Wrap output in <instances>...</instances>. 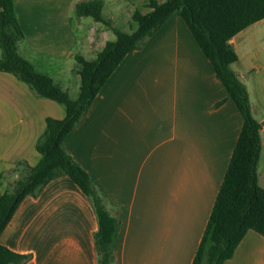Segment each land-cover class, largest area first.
Segmentation results:
<instances>
[{"label": "crops", "instance_id": "obj_1", "mask_svg": "<svg viewBox=\"0 0 264 264\" xmlns=\"http://www.w3.org/2000/svg\"><path fill=\"white\" fill-rule=\"evenodd\" d=\"M77 1L13 0L24 34L20 54L63 80L56 83L67 92L73 80L79 84L74 56L92 58L114 38L109 25L76 15ZM101 1L109 17L147 10V0ZM229 43L237 55L231 68L260 123L256 183L264 188V17ZM64 114L62 104L0 70V194L17 162H38L45 118ZM241 125L242 114L177 13L123 55L62 139L119 217L116 264L191 263ZM97 225L89 197L59 174L22 197L0 243L27 255L22 264H97ZM222 264H264V235L247 229Z\"/></svg>", "mask_w": 264, "mask_h": 264}, {"label": "trees", "instance_id": "obj_2", "mask_svg": "<svg viewBox=\"0 0 264 264\" xmlns=\"http://www.w3.org/2000/svg\"><path fill=\"white\" fill-rule=\"evenodd\" d=\"M146 6L145 12L132 11L135 25L124 31L111 26L102 16L101 0L75 2L76 15H88L109 25L114 38L106 40L92 58L74 56L79 84L78 93L72 98L50 75L36 69L20 54L18 47L24 34L13 0H0V70L14 74L37 95L62 104L65 111L62 118H45L44 129L35 142L38 162L29 165L19 161L11 169L15 176L0 194V233L22 197L35 195L50 178L67 174L94 208L98 224L93 233L97 264H116L113 249L119 217L110 211L105 196L85 169L62 146V139L81 119L123 55L138 48L168 16L177 13L242 114V125L190 264H222L249 228L264 235V188L256 183L260 123L250 112L244 83L231 68L237 55L229 43L237 31L264 17V0H147ZM26 258L27 255L0 243V264H22Z\"/></svg>", "mask_w": 264, "mask_h": 264}, {"label": "rangeland", "instance_id": "obj_3", "mask_svg": "<svg viewBox=\"0 0 264 264\" xmlns=\"http://www.w3.org/2000/svg\"><path fill=\"white\" fill-rule=\"evenodd\" d=\"M108 12H106V11H102V14L103 15H106L107 17H109V15L110 14H107ZM122 12H116V11H113L112 12V16H110L109 17V19H110V21H111V23H112V25L114 26V27H117V28H119V29H122V30H124V31H130L131 29H132V27H134V22L132 21V19L131 18H129V19H125L123 16H122V14H121ZM89 19H87V20H92L91 19V17H88ZM79 31H80V33H82L83 35H84V31H83V29H79ZM112 37H114L113 35H112ZM79 39L81 40L82 39V35L80 34L79 35ZM96 55V51H94V53H92V57H94ZM68 75V74H67ZM73 78H75V75L74 74H72L71 75ZM68 77L69 78H71L70 77V74L68 75ZM59 80L58 79H56V82H58ZM62 81L63 80H61V81H59L60 83H62ZM58 82V83H59ZM77 93H78V88L74 85V80H73V82H71V86L69 87V90H68V94H69V96L70 97H76V95H77Z\"/></svg>", "mask_w": 264, "mask_h": 264}]
</instances>
